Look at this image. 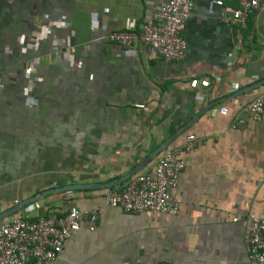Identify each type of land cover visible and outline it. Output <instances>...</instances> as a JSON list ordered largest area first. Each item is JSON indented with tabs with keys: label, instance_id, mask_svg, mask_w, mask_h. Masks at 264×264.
Here are the masks:
<instances>
[{
	"label": "crops",
	"instance_id": "0c3cea01",
	"mask_svg": "<svg viewBox=\"0 0 264 264\" xmlns=\"http://www.w3.org/2000/svg\"><path fill=\"white\" fill-rule=\"evenodd\" d=\"M155 1L0 0V213L50 188L109 182L164 142L198 139L182 154L178 214L104 206L94 230L83 221L44 264H258L247 236L251 217L264 215V114L253 121L242 110L264 91L255 86L264 81V0L246 27L218 20L232 0H195L179 62L96 40L102 24L138 27ZM237 114L246 123L231 129ZM106 189L36 201L41 212L82 209Z\"/></svg>",
	"mask_w": 264,
	"mask_h": 264
},
{
	"label": "built area",
	"instance_id": "2783aa9c",
	"mask_svg": "<svg viewBox=\"0 0 264 264\" xmlns=\"http://www.w3.org/2000/svg\"><path fill=\"white\" fill-rule=\"evenodd\" d=\"M262 1L232 0L233 7L221 9L217 18L228 26L246 27L259 11ZM194 6L195 0H156L150 4L149 12L138 27L130 24L109 29L102 24V32L96 40L124 50L143 44L151 49L154 56L165 62H179L185 57L187 43L183 31ZM253 34L254 31L249 30V36ZM195 82L193 80L191 86H195ZM201 84L207 85L208 82L203 80ZM141 110H150V105H143ZM242 111L251 120L259 121L264 114V91L254 96ZM245 123L246 119L237 114L229 127L236 129ZM197 142L194 134H188L179 146L155 155L150 168L107 188L100 202L93 206L41 212L43 206L38 201L25 204L0 223V264H44L55 261L65 241L80 228L83 221L89 222L90 230L96 228L104 206L129 213L151 211L178 214L182 201L174 189L185 166L182 154L194 148ZM18 202L16 200L15 204ZM236 220L233 218V221ZM247 245L248 259L264 264V215L251 217Z\"/></svg>",
	"mask_w": 264,
	"mask_h": 264
},
{
	"label": "water",
	"instance_id": "95a60500",
	"mask_svg": "<svg viewBox=\"0 0 264 264\" xmlns=\"http://www.w3.org/2000/svg\"><path fill=\"white\" fill-rule=\"evenodd\" d=\"M263 82L264 81L258 82L257 84H255V86H259V85L263 84ZM185 128L186 127L181 128L177 133L182 132ZM167 144H168V142H164L163 144L159 145L155 150H153L150 154H148L146 156V158H144L138 166L134 167L129 172H127L125 175H123L119 178L113 179V180L106 182V183H104V182L103 183H75V184H67L64 186L44 190L41 194L32 196L26 200H22V201L18 202L17 204H15L14 206H12L11 208H9L8 210L0 213V218L14 214L16 211H18L25 204L32 202V201H36V200L40 199L41 197H44L48 194H52V193H56V192L57 193L63 192V191H67V190L82 189V188H97V187L109 188V187H112L114 185H118V184L124 182L125 180H127L129 177H131L135 173L141 171L142 168L147 164V162L151 158H153L159 152L164 151L166 149Z\"/></svg>",
	"mask_w": 264,
	"mask_h": 264
}]
</instances>
